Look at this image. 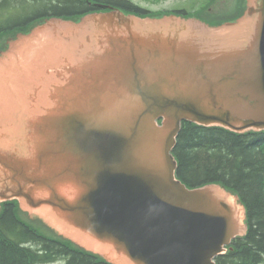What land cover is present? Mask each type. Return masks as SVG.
<instances>
[{"label": "water", "instance_id": "obj_1", "mask_svg": "<svg viewBox=\"0 0 264 264\" xmlns=\"http://www.w3.org/2000/svg\"><path fill=\"white\" fill-rule=\"evenodd\" d=\"M97 14L117 31L92 14L8 44L18 108L0 110V200L51 212L114 264H214L245 233L244 207L216 184L188 189L170 152L184 120L264 130V0L219 27Z\"/></svg>", "mask_w": 264, "mask_h": 264}, {"label": "trees", "instance_id": "obj_2", "mask_svg": "<svg viewBox=\"0 0 264 264\" xmlns=\"http://www.w3.org/2000/svg\"><path fill=\"white\" fill-rule=\"evenodd\" d=\"M106 5L146 13L129 0H0V33L25 31L44 17H75ZM173 154L178 162L176 174L188 186L220 182L236 192L246 207V235L233 240V249L217 257V264H264V131L237 134L184 121ZM56 260L62 264H110L24 223L14 202L2 204L0 264H50Z\"/></svg>", "mask_w": 264, "mask_h": 264}, {"label": "rangeland", "instance_id": "obj_3", "mask_svg": "<svg viewBox=\"0 0 264 264\" xmlns=\"http://www.w3.org/2000/svg\"><path fill=\"white\" fill-rule=\"evenodd\" d=\"M134 2L150 9L153 12H160L162 10H170V9H180L181 11L188 12L190 14L198 15L201 18L210 19L207 14L210 13L214 16H218L220 14H228L234 11L237 7L243 5L244 0H133ZM11 4V3H10ZM7 4V5H10ZM203 6V8L201 7ZM211 6V8L209 7ZM96 19H92L94 21ZM90 22V23H91ZM116 26L113 24L103 25L99 24L96 27V30L101 31V33L106 32H116ZM13 32H2L0 33V49H2L6 43V41L13 37ZM69 38H74V34H70ZM80 40V39H78ZM31 217H34L35 213H29ZM24 219L27 218L22 215ZM34 224H39L40 220L38 218H30L28 217ZM36 224V225H37ZM39 228H42V225H37ZM52 264V263H50ZM60 264V262L56 263Z\"/></svg>", "mask_w": 264, "mask_h": 264}, {"label": "bare ground", "instance_id": "obj_4", "mask_svg": "<svg viewBox=\"0 0 264 264\" xmlns=\"http://www.w3.org/2000/svg\"><path fill=\"white\" fill-rule=\"evenodd\" d=\"M238 31H239V28L237 29V31L236 30H233L231 32V35L233 37H235L237 35ZM8 129H9V131H11L13 129V124L12 123L9 125V128ZM6 161H8V160H6ZM7 190H8V188H7ZM218 194L223 195V196H227V194L225 192H223V191L221 192L220 190L218 191ZM228 200H229L230 203H234V204H237V202H238L236 196H233V195L231 197H228ZM42 215L46 219H48L47 220V223H48L49 226H54L55 227L57 225L58 228L64 234L69 235L72 238L78 240V242H80L81 244H83L88 249H91V250L96 251V252L103 251V248H101L100 246H98L97 244H95L89 238H87V237L83 236L82 234L76 232V230H74L73 228H68L65 225H63L62 223L56 222L55 219L53 218V215L51 214V212L48 213L46 210H42ZM236 215H237V218L239 220L238 213ZM239 222H240V220H239ZM247 230H248V227L246 228L245 234L247 233ZM102 246L103 247H106V248L109 247L108 245H104V244ZM101 259L104 260L105 262L109 263V260H108L109 258L107 256H103V257H101Z\"/></svg>", "mask_w": 264, "mask_h": 264}]
</instances>
